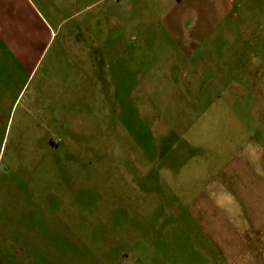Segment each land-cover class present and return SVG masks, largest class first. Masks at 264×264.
Returning <instances> with one entry per match:
<instances>
[{"label":"rangeland","instance_id":"374dc122","mask_svg":"<svg viewBox=\"0 0 264 264\" xmlns=\"http://www.w3.org/2000/svg\"><path fill=\"white\" fill-rule=\"evenodd\" d=\"M205 1H11L48 33L31 66L0 47L1 230L81 264L228 263L202 208L237 230L264 175V0Z\"/></svg>","mask_w":264,"mask_h":264},{"label":"crops","instance_id":"0c3cea01","mask_svg":"<svg viewBox=\"0 0 264 264\" xmlns=\"http://www.w3.org/2000/svg\"><path fill=\"white\" fill-rule=\"evenodd\" d=\"M11 1L0 0V47L11 51L22 64L31 66L35 64L45 48V46H39V43L44 41L42 33H48V31L42 21L29 9L27 2L24 7L17 8L15 5H11ZM205 2L209 8L213 4L209 0ZM211 17V14L210 18L207 15L206 19L217 20V16L215 19ZM219 18L221 19L223 16L219 15ZM35 19H37V23H35ZM77 48L75 47L73 50ZM253 159L255 158L249 155L240 157V162H233L231 169H228L227 179L232 178L240 181L241 175H243L241 172L243 166L247 169L250 168L249 165H253L255 170L257 162ZM261 162L264 167V159ZM248 171L246 177L253 183L254 188H250L246 202H243V197L241 203L251 215L247 216L246 211H242L239 200L240 224L238 223L237 230L233 224L230 225L229 220L223 214H221L223 217L220 214L217 217L216 213H209L211 211L207 212L202 208V212L206 214L205 218L209 221L208 228H211L212 236L226 246L225 250L230 253L227 255L224 251L227 264H264V185L262 184L264 175L256 170L255 173ZM248 197L251 198V201ZM218 218L222 221H219ZM1 226L3 225L1 224ZM33 229L29 228V231L21 233L20 227H18V233H15L16 237L14 232H6L4 229H0V264H38L37 259L44 264L82 263L63 253L61 247L64 245L63 240H61L59 247L54 246L49 237L43 234L37 236L35 231L32 233L31 230ZM14 240L17 242L16 244H13ZM14 245L16 246L12 249ZM234 245L236 246L234 252L227 250ZM38 246H40L41 251H39ZM2 248L12 249V252H5Z\"/></svg>","mask_w":264,"mask_h":264}]
</instances>
